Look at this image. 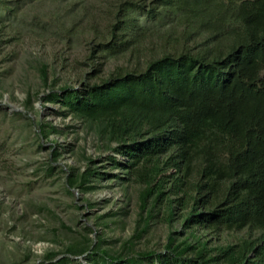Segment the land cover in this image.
Listing matches in <instances>:
<instances>
[{"label": "trees", "instance_id": "1", "mask_svg": "<svg viewBox=\"0 0 264 264\" xmlns=\"http://www.w3.org/2000/svg\"><path fill=\"white\" fill-rule=\"evenodd\" d=\"M48 1L39 35L84 42L99 81L41 100L120 158L108 160L141 187L142 232L160 211L187 230L181 240L171 232L162 253H113L101 241L69 254L88 253L89 264H264V0ZM19 4L0 0V30ZM111 60L127 66L106 75ZM94 175L72 169L66 184Z\"/></svg>", "mask_w": 264, "mask_h": 264}, {"label": "rangeland", "instance_id": "2", "mask_svg": "<svg viewBox=\"0 0 264 264\" xmlns=\"http://www.w3.org/2000/svg\"><path fill=\"white\" fill-rule=\"evenodd\" d=\"M19 6L13 27L0 30V264L62 259L89 264L88 253L74 256L69 250L101 241L100 249L113 253H162L171 232L181 240L187 230L167 224L160 211L142 232L147 212L139 207L141 187L110 163L115 154L81 121L61 116L57 104L41 100L52 91L99 81L84 65L86 44L73 47L51 32L39 35L40 24L53 17L48 0H20ZM118 66H127L126 61H109L105 74ZM29 98L31 109L22 105ZM43 125L58 133L45 138ZM87 168L96 172L87 184H66L72 169L79 174Z\"/></svg>", "mask_w": 264, "mask_h": 264}]
</instances>
